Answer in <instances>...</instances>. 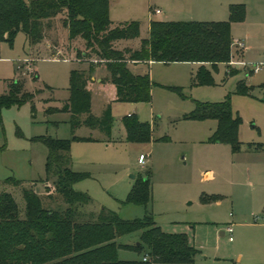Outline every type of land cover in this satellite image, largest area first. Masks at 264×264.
I'll return each instance as SVG.
<instances>
[{"label": "rangeland", "instance_id": "1", "mask_svg": "<svg viewBox=\"0 0 264 264\" xmlns=\"http://www.w3.org/2000/svg\"><path fill=\"white\" fill-rule=\"evenodd\" d=\"M258 1H237L245 4L246 15L232 23L233 60L216 68L207 65L215 84L194 83L199 65L191 62L154 63L151 101L111 102L110 91L100 83L92 84V112L100 116L111 103L113 132L108 137L99 129L81 126L75 133L78 137L96 140L73 141L71 167L85 175L74 188L87 193L95 209L105 207L128 220L152 214L164 231L187 233L207 253L214 249V228L226 226L231 212L247 219L258 215L259 220L264 219V9L260 10ZM175 6L181 7L178 14H165ZM110 8L116 21L139 22L140 36L126 42L134 46L149 36L152 14L154 20L173 21H221L230 17L227 9L223 14L207 13L184 0H110ZM158 10L164 14H157ZM220 15L225 18H217ZM65 30L60 28L52 36H57L62 49L57 56L60 59L36 56L42 58L30 69L27 60L31 47L24 33L19 32L12 43L0 44V95L14 79H23L24 89L35 94L30 102L0 109V192L13 193L22 206L23 187L44 190L48 147L40 137H72L71 112L55 109H61L71 95L72 69L88 68L89 61L76 51V46L85 50V42H71ZM45 43L54 45V40ZM51 52L48 49L47 53ZM98 69L95 74H105V67ZM240 82L245 83L249 94L237 92ZM228 97L234 113L242 118L239 152L229 144L212 141L217 120L184 117L197 102H222ZM130 114L152 125L150 142L127 141L123 118ZM142 153L147 155L145 164L139 162ZM147 176L152 188L150 203H126L134 184ZM8 179H20L22 185ZM138 235L128 234L118 241L137 244ZM227 242L226 237L221 238L222 244ZM118 254L122 260H138L144 252L141 255L121 246Z\"/></svg>", "mask_w": 264, "mask_h": 264}, {"label": "trees", "instance_id": "2", "mask_svg": "<svg viewBox=\"0 0 264 264\" xmlns=\"http://www.w3.org/2000/svg\"><path fill=\"white\" fill-rule=\"evenodd\" d=\"M229 14L228 20L221 21L152 20L149 36L134 46L126 42L140 36L139 22H114L110 17V0H0V44L12 43L23 32L28 45L35 49L29 59L32 64L42 58L36 57L40 55L57 58L58 50L52 49L50 54L43 45L51 39L58 47L57 36L54 39L52 36L63 28L67 29L71 42H85V50L76 46V51L89 61L88 68L72 69L71 95L61 109H55L71 112L72 137H40L48 147L44 190L23 187L24 206L13 193L0 192V264H192L196 261L200 249L187 233L164 231L152 214L128 220L105 207L97 210L87 193L75 190L74 184L85 175L71 167L72 143L76 139L96 140L75 134L84 125L99 129L108 137L112 135V104H107L100 116L92 112L93 76L101 66L105 67L106 75L100 84L112 94L111 102L151 101L155 83L150 75V63L155 61L201 63L194 83L215 84L207 65L216 68L221 63L232 62V23L245 18V4H231ZM139 64L145 69H136ZM23 84V79L8 84L7 92L0 95V109L34 99L35 94L25 90ZM237 92L249 94V89L240 82ZM184 117L217 120L212 141L229 144L234 152L241 150L242 118L234 113L229 97L222 102H197L194 110ZM123 122L128 142L151 141L150 123L140 121L134 114L125 116ZM7 181L22 185L20 179ZM151 199V181L147 176L134 184L125 202L147 206ZM135 232L140 235L139 245L118 241ZM121 246L144 255L138 260H122L118 254Z\"/></svg>", "mask_w": 264, "mask_h": 264}, {"label": "crops", "instance_id": "3", "mask_svg": "<svg viewBox=\"0 0 264 264\" xmlns=\"http://www.w3.org/2000/svg\"><path fill=\"white\" fill-rule=\"evenodd\" d=\"M184 1H188L190 4L193 3L194 7L197 6L198 9L201 11H206L207 13H215V14L218 13L223 14V11L225 9H227V11L229 12V7L231 4L242 3V2H237L240 0H184ZM245 1L248 2L249 0H245ZM257 3H261L260 10H263L264 0H259ZM180 8H181L180 6L177 7L175 6L173 7V9H171V11L166 10L165 14H169L168 12L172 14H178L179 13L178 10ZM249 9L250 6L248 5V11ZM156 13L164 14V11L156 12ZM221 16L223 15H220V17L217 18H225ZM110 17L114 22H124V20L116 21L112 18L111 8H110ZM153 18H155L154 14L151 15L150 22L154 20ZM156 20H165V19H156ZM165 21H172V20L167 19ZM65 33L68 36L67 30H65ZM26 44L28 43L26 42ZM52 46L54 48H52ZM43 49H49V50L55 49L62 54V49L59 47H55L51 43L50 45L49 44L43 45ZM34 50L35 49L31 48V54L29 55V57H33L35 52ZM53 59H60V57ZM156 62L157 61L150 63V75H151V67ZM191 63H196L199 65V67L201 66V63H197V62H191ZM135 68L138 70H141L142 68L143 70L145 69L142 64L137 65ZM105 75H106V70H105V74L103 75H100V73L94 74L93 83L95 82L100 83L103 76ZM260 218L261 216L258 215L255 216L254 219H247V217H243L241 215L235 216V213L231 212L226 221L227 224L226 226H222V227L220 226L214 228L215 235H213V238L215 239V245L213 246L214 249L208 253L203 252L201 248L198 247V245L194 241H192L190 237V241L200 249V253L196 261L192 264H264V219L259 220ZM229 225H232L234 228L233 240H230V234L226 231V228ZM139 236L140 235L136 237V240L139 239ZM224 237L228 239V242L226 244L221 243V238Z\"/></svg>", "mask_w": 264, "mask_h": 264}, {"label": "built area", "instance_id": "4", "mask_svg": "<svg viewBox=\"0 0 264 264\" xmlns=\"http://www.w3.org/2000/svg\"><path fill=\"white\" fill-rule=\"evenodd\" d=\"M160 10H158V12H159ZM240 45H242L243 46V44H240ZM27 62L30 64L29 65V67H28V69H30L31 67H32V62H31V60H27ZM256 71H258V69H256ZM131 115V114H130ZM146 158H147V155H145L144 153H142L140 156H139V162L141 163V164H145V162H146ZM226 231L230 234V240H233L234 239V237H233V232H234V228H233V226L232 225H229L227 228H226ZM144 260L145 261H147L148 260V257L147 256H145L144 257Z\"/></svg>", "mask_w": 264, "mask_h": 264}, {"label": "water", "instance_id": "5", "mask_svg": "<svg viewBox=\"0 0 264 264\" xmlns=\"http://www.w3.org/2000/svg\"><path fill=\"white\" fill-rule=\"evenodd\" d=\"M138 245L140 244V242L137 243Z\"/></svg>", "mask_w": 264, "mask_h": 264}]
</instances>
